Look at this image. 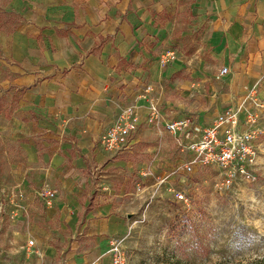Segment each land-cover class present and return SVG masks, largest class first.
<instances>
[{"label":"crops","instance_id":"1","mask_svg":"<svg viewBox=\"0 0 264 264\" xmlns=\"http://www.w3.org/2000/svg\"><path fill=\"white\" fill-rule=\"evenodd\" d=\"M19 4L24 18L3 38L0 100L17 92L19 110L36 112L43 136L58 140L56 147L62 152L52 150L46 157L58 167L53 173H63L69 183L84 180V188L87 182L94 184L86 190L94 199L89 207L90 201L83 205L79 200L84 189L70 186L66 198H57L47 208L46 219L52 223L40 252L45 264H111V241L127 230L133 211L118 207V192L105 185L104 178L112 173L75 174L64 161L76 150L79 161H93L96 167H132L128 152L145 136L161 133L159 123H147L149 99L159 103L168 118L170 105L165 103L172 102L171 88L182 86L178 81H213L212 64L206 61L210 53L225 63L217 64L218 74L223 67L229 70L221 74L232 81L231 92L222 95L237 102L264 75V0H20ZM167 50L177 56L161 63L160 55ZM128 105H134L136 129L127 148L108 151L100 137ZM27 146L34 152L31 159H36L35 147ZM41 219L34 216L37 223Z\"/></svg>","mask_w":264,"mask_h":264},{"label":"rangeland","instance_id":"2","mask_svg":"<svg viewBox=\"0 0 264 264\" xmlns=\"http://www.w3.org/2000/svg\"><path fill=\"white\" fill-rule=\"evenodd\" d=\"M19 1L0 0V57L3 38L24 18ZM185 49L189 55L190 47ZM206 57L212 64L213 75H209L213 81H178L182 86L171 88L168 99L172 102L165 103L170 105L167 119L188 121L192 133L209 126L225 105L233 104L231 98L222 95L231 92L232 81L216 71L217 64L225 63H219L214 53ZM194 60L200 61V57ZM18 97L12 91L0 100V264H45L47 259L40 248L52 223L46 219L47 208L57 198H66L70 186L84 189L79 200L83 205L90 201L86 208L89 207L94 199L86 190L94 184L87 182L84 188V180L69 183L63 173L52 172L58 167L47 162L46 157L52 150L62 152L56 147L58 140L43 136L39 115L19 110ZM173 106L176 113L172 112ZM159 124L161 133L145 136L133 152H128V159L134 161L132 167H96L93 161H79L76 150L64 161L75 174L92 176L97 171L98 177L112 173L103 176L107 180L105 185L118 192L115 197L118 207L133 211L127 230L117 237L129 263L176 264L184 260L191 264H251L264 256V112L257 141V179L239 181L229 191L216 186L212 170L201 169L193 176L180 172V160L187 153L177 147L175 134L167 131L163 123ZM30 144L36 149V159H31L34 152L28 148ZM161 175H168L169 180L160 183ZM171 184L182 189L185 198H176L168 190ZM46 191L55 192L51 202L39 194ZM38 214L42 216L39 223L34 221ZM39 230L41 233L34 235ZM73 236L77 238L79 233ZM29 238L36 240V246L28 245Z\"/></svg>","mask_w":264,"mask_h":264},{"label":"built area","instance_id":"3","mask_svg":"<svg viewBox=\"0 0 264 264\" xmlns=\"http://www.w3.org/2000/svg\"><path fill=\"white\" fill-rule=\"evenodd\" d=\"M176 57V52L167 50L160 55V62L167 63ZM228 67L221 69L228 73ZM264 75L249 87L241 100L226 106L214 117L212 123L199 132L188 130V121H171L165 116L159 103L149 99L147 123L166 125L167 131L175 134L179 147L187 153L181 159L178 170L193 176L201 169L212 170L216 186L231 190L239 181H255L258 163L257 141L262 132L260 118L264 112V92L262 91ZM136 112L134 105L122 109L117 119L101 135L100 142L105 149L120 152L128 147L130 138L136 129ZM168 175L160 179L167 182ZM168 190L178 198H185L182 189L172 184ZM47 202L55 197L54 191L39 192ZM29 246H36L34 238H29ZM111 264H130L119 238L111 241Z\"/></svg>","mask_w":264,"mask_h":264},{"label":"trees","instance_id":"4","mask_svg":"<svg viewBox=\"0 0 264 264\" xmlns=\"http://www.w3.org/2000/svg\"><path fill=\"white\" fill-rule=\"evenodd\" d=\"M227 263L229 264V262ZM176 264H191V263L184 260H178ZM215 264H221V263H215ZM251 264H264V256L256 258Z\"/></svg>","mask_w":264,"mask_h":264}]
</instances>
